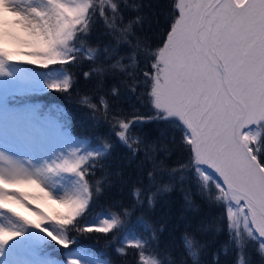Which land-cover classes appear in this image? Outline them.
I'll list each match as a JSON object with an SVG mask.
<instances>
[{"label": "snow or ice", "instance_id": "obj_1", "mask_svg": "<svg viewBox=\"0 0 264 264\" xmlns=\"http://www.w3.org/2000/svg\"><path fill=\"white\" fill-rule=\"evenodd\" d=\"M19 3L0 0V43L32 51L0 47V75L17 55L42 67L87 62L83 77L95 87L82 102L109 124L116 139L104 141L107 162L97 152L57 165L79 176L73 197H54L22 169L0 168V209L36 227L49 222L70 227L106 196L101 210L107 218L81 231L111 234L117 264H199L197 233L218 222L227 223L236 264H264V0H169L167 27L157 43L145 31V0H46L44 8L27 10ZM96 16L105 43L87 39ZM110 77L118 83L109 87ZM74 81L68 68L64 81L51 86L67 93ZM122 91L148 114L139 115L136 107L128 111ZM151 121L169 123L179 132L178 143L175 134L152 140L134 127ZM178 149L187 159L170 166L167 160ZM25 186H35L40 195L21 191ZM45 197L67 211L50 217L28 203ZM10 201L34 211L40 221L12 211ZM205 205L221 211L209 221L201 215ZM177 224L185 251L179 262L172 239ZM21 236L0 225V264Z\"/></svg>", "mask_w": 264, "mask_h": 264}, {"label": "trees", "instance_id": "obj_2", "mask_svg": "<svg viewBox=\"0 0 264 264\" xmlns=\"http://www.w3.org/2000/svg\"><path fill=\"white\" fill-rule=\"evenodd\" d=\"M148 5L143 9L145 14L149 17L145 25V31L150 32V39H153L154 43L158 42V37L167 27V9L169 6V0H145ZM95 11V9L93 10ZM134 13H126V15H133ZM150 28V29H149ZM90 43H105L107 37L104 34L103 22L99 19V16L94 17V26L92 33L87 37ZM54 66H60L68 75V68L71 69L75 76L73 87L69 92H62L52 86L46 88H25L18 89L7 93L6 90H2V94L8 100H15L22 102L24 100H40L43 101L42 107H52V114L63 121L69 132L76 137L85 139L90 146H97V152L104 153L103 159L105 162L109 159V152H105L104 141L105 139H116L114 131L109 124L95 116L92 110L87 107L81 97L84 93L91 92L95 83L94 80H85L83 77L84 71H87L90 65L87 62L62 67L60 64H53ZM49 65L48 67H50ZM34 69H45L39 64L30 65ZM112 83H118L117 77L108 78V86ZM95 98V97H94ZM19 100V101H18ZM121 103L128 110L131 111L133 107L139 109V115H147L148 112L145 108L139 105L130 93L122 91ZM135 128L140 129L143 132L149 134V138L158 141H167L168 137L172 134L176 136V142L179 141V132L171 127L166 122H143L134 125ZM161 133H167V135H161ZM96 152V153H97ZM187 159L186 153L182 149L176 150L172 156L167 160L170 166H176L183 164ZM107 166V165H106ZM110 170V169H109ZM97 176L101 175L98 170ZM113 179L115 174L113 173ZM122 195L130 196V192L123 191ZM108 200L106 196H102L95 201L88 212L79 217L75 224L70 227L63 228L64 240L69 241L67 246L61 243V240L45 238L35 244L34 251L37 252L42 258L54 259L63 261L66 260L62 256V252L67 248H76L81 250L83 254L92 257L91 259L102 262L103 264H117L118 257L115 254V249L110 242L111 234L108 237L99 232L81 231V225L84 218L94 216L95 214H104L101 210L106 207ZM47 213L50 217L56 216L58 211L54 205H49ZM220 209L205 205L202 209L201 215L209 221L220 213ZM176 228V234L172 237L176 241L173 255L179 262L181 257L185 255L183 242L181 237L183 235V227L179 224L174 225ZM198 239L202 247L198 250L199 264H236L237 249L234 243L230 240L229 231L226 222H218L216 227H205L202 231L197 233ZM253 259L255 257L253 256ZM191 264V262H189Z\"/></svg>", "mask_w": 264, "mask_h": 264}, {"label": "rangeland", "instance_id": "obj_3", "mask_svg": "<svg viewBox=\"0 0 264 264\" xmlns=\"http://www.w3.org/2000/svg\"><path fill=\"white\" fill-rule=\"evenodd\" d=\"M28 1L29 3L25 6L26 9L31 7L44 8L46 5V0ZM21 6V9L24 10V6ZM2 43H0V47H4L14 53L32 51V49L20 48L12 42L5 41ZM30 59L27 56L17 55L15 61H9L5 64L7 74L0 75V136L14 137V145L9 144L10 146L7 145L8 148L19 145L23 139L31 141V145L42 151L43 159L46 160L39 169L36 167L35 171L31 170L29 164L26 168L25 164L27 162L21 160L27 173L29 172L28 174L35 176L44 184H47V180L50 181L51 179L57 181V187L60 188L56 189L57 192L53 191L55 195L46 188L54 197H70L69 195L73 197L81 187L80 178L75 172L61 171L57 168V165L62 164L66 160L76 161L81 156H85L88 153H96L99 150L97 146H90L85 139L72 135L68 128L63 125V121H60L55 114L51 113L53 105L47 108L42 107L43 101L40 100H24L17 103L15 100H8L2 94L1 91L4 89L46 88L54 82L64 81L67 76L66 71L60 66L51 65L45 69L31 68L30 64L34 63ZM17 128L19 130H16ZM16 131H19V136L14 135ZM29 154H31L30 151ZM19 158H21L20 155ZM0 167L3 166L0 164ZM49 168L54 169V171H49ZM20 190L30 195H40L39 189L35 186H25ZM28 203L46 214L49 205H55L63 212L67 211L64 205L47 197L44 199L29 198ZM7 207L33 223L40 221V217L34 211L16 201L8 202ZM105 218H107L105 214L99 213L91 217L87 216L80 227L84 229L91 224H99ZM13 224L18 225L20 228L18 231L22 232L23 236L18 237L16 242L11 244L12 252L27 255L35 264H72V261H77L78 264H103L100 261L91 259L92 257H88L86 254L84 255L81 250L76 248L65 249L61 253L66 259L63 261L40 257L33 251L34 244L40 239H45L48 236L52 237L48 235V232L55 234L58 240H64L65 233H63V228H60L54 222L45 223L42 228L26 224L22 219L13 216L7 210L0 209V225L7 228ZM25 264L32 263L26 262Z\"/></svg>", "mask_w": 264, "mask_h": 264}, {"label": "bare ground", "instance_id": "obj_4", "mask_svg": "<svg viewBox=\"0 0 264 264\" xmlns=\"http://www.w3.org/2000/svg\"><path fill=\"white\" fill-rule=\"evenodd\" d=\"M28 3H29L28 0L27 1L26 0H20V3L18 4V6L20 7L21 5H23L24 10H27L25 8V6ZM0 46H1V44H0ZM23 49H27V48H23ZM16 130H19V129L17 128ZM14 135L19 136V131H16V134L14 133ZM13 138L14 137H5L4 135L0 136V142L2 143V144L0 143V164L3 166L0 168H3L6 173L11 168H19V169H22L23 171H25L27 173L26 169L23 167L24 165L21 163V160H23V161L27 162V164H25L26 168H27V165L29 164L32 171H35L36 167L39 169L41 167V164H43V162H45V160H46V159H43L42 151H40L39 149H36L33 145H31V141L29 142L25 139L21 140L20 141L21 143L19 145L13 146V148H8L7 145H9V144L14 145L13 144V142H14ZM2 140H5L7 142L2 141ZM12 145H11V147H12ZM26 148H27V150H26ZM29 151L31 154H29ZM19 155L21 158H19ZM44 158H45V156H44ZM34 164H35V167H34ZM56 182L57 181L51 179L50 181L47 180V184H44L43 182L42 183H43L45 188L50 190V192H52V194L55 195L53 193V191L57 192L56 189L60 188V187H57L58 185ZM69 196L71 197L72 195H69ZM62 198H67V197L63 196ZM7 228L14 229L17 231L20 230V228L16 224L10 225ZM26 262H31L32 264H35L31 260V258L28 257L27 255H25L23 253L21 254V253L12 252V247H10L8 253L5 256L3 264H25Z\"/></svg>", "mask_w": 264, "mask_h": 264}]
</instances>
